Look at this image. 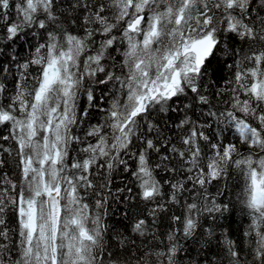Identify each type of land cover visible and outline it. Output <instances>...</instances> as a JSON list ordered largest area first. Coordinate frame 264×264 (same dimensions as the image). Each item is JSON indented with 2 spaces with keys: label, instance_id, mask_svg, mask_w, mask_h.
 Returning a JSON list of instances; mask_svg holds the SVG:
<instances>
[{
  "label": "snow or ice",
  "instance_id": "obj_1",
  "mask_svg": "<svg viewBox=\"0 0 264 264\" xmlns=\"http://www.w3.org/2000/svg\"><path fill=\"white\" fill-rule=\"evenodd\" d=\"M0 264H264V0H0Z\"/></svg>",
  "mask_w": 264,
  "mask_h": 264
}]
</instances>
